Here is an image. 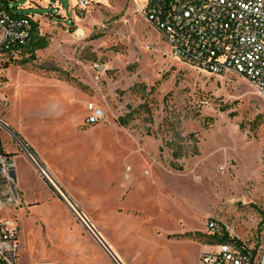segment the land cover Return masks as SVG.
<instances>
[{
    "label": "rangeland",
    "instance_id": "rangeland-1",
    "mask_svg": "<svg viewBox=\"0 0 264 264\" xmlns=\"http://www.w3.org/2000/svg\"><path fill=\"white\" fill-rule=\"evenodd\" d=\"M51 3L70 14L74 0ZM16 6L48 46L0 57V122L63 197L0 127L23 199L2 213L19 264H114L67 204L122 264H199L216 250L197 236L210 222L264 253V99L247 82L179 62L132 0L68 18L47 0ZM91 106L103 119L87 126Z\"/></svg>",
    "mask_w": 264,
    "mask_h": 264
},
{
    "label": "built area",
    "instance_id": "built-area-1",
    "mask_svg": "<svg viewBox=\"0 0 264 264\" xmlns=\"http://www.w3.org/2000/svg\"><path fill=\"white\" fill-rule=\"evenodd\" d=\"M18 1L0 0V57H8L5 49L23 48L31 40L36 19L19 15ZM51 1L47 0L48 7L55 9L58 16L68 18L83 14L99 0H74L70 14ZM132 1L179 62L215 77L234 75L264 99V0ZM9 54V58L18 56L14 51ZM89 109L91 115L86 125L93 126L103 119V114L93 106ZM39 169L40 176L57 190L45 169ZM16 183L15 158L0 136V264H19L20 260L19 225L2 216L3 212L13 213L21 206ZM223 229L215 222L207 226L209 234H220ZM213 248L216 250L201 254L199 264H264V253L242 243Z\"/></svg>",
    "mask_w": 264,
    "mask_h": 264
},
{
    "label": "trees",
    "instance_id": "trees-1",
    "mask_svg": "<svg viewBox=\"0 0 264 264\" xmlns=\"http://www.w3.org/2000/svg\"><path fill=\"white\" fill-rule=\"evenodd\" d=\"M48 46V42L46 38L40 36L38 32V24L37 22H33V32L31 36L30 42L23 48H18V47H9V49H5L4 53L7 54L8 57H6L8 60L11 59L9 58V53L14 51L18 53V56L20 55H29V60H34L35 59V53L39 50H44ZM28 61V60H26ZM119 123L121 125H124L125 120L120 119ZM182 152L177 150L176 148L174 149L173 155L176 160H180L182 157ZM199 237H206L208 240V244L212 246H218V245H224V244H233L234 242H237L238 244H241L239 240L234 238L233 236H230V234L227 233L225 229L222 230L220 234H209L208 236H202L201 234H197Z\"/></svg>",
    "mask_w": 264,
    "mask_h": 264
},
{
    "label": "water",
    "instance_id": "water-1",
    "mask_svg": "<svg viewBox=\"0 0 264 264\" xmlns=\"http://www.w3.org/2000/svg\"><path fill=\"white\" fill-rule=\"evenodd\" d=\"M1 123V122H0ZM5 126L4 124H0ZM6 127V126H5ZM7 128V127H6ZM9 130V128H7ZM8 132H10L14 138L19 139L21 143H19L20 147L22 148V150L24 151V153L26 154V156L30 159V161L32 162L33 166L35 167V169L37 170V172L40 173V169H39V162L38 160H36V158L32 155V153L30 152V150L28 149L27 145L19 138V136L17 134H15L13 131L9 130ZM44 179V177H43ZM55 191L56 193L63 198L60 193L46 180L44 179ZM64 200V199H63ZM67 206L69 207V210H71V212L77 217V219L81 222V224L84 226V228L89 231V233L91 234V236L94 238V240L97 242V244L101 247V249L106 253V255L110 258V260L114 263V264H122L118 258L115 256V254L110 250V248L108 247V245H106V243L99 237V235L93 231H91L89 229V227L87 226V223H84L82 220L79 219L78 214L75 213L72 208L67 204Z\"/></svg>",
    "mask_w": 264,
    "mask_h": 264
},
{
    "label": "crops",
    "instance_id": "crops-1",
    "mask_svg": "<svg viewBox=\"0 0 264 264\" xmlns=\"http://www.w3.org/2000/svg\"><path fill=\"white\" fill-rule=\"evenodd\" d=\"M33 154H34V153H33ZM15 166H16V165H15ZM46 171H47L48 174L52 177V179L54 180V182L57 183L55 177L52 176V173H50V171H49L48 169H47ZM16 178H17V183H18L17 168H16ZM20 201H21V205H23V202H22L23 199H22V198H20ZM19 208H20V207H19Z\"/></svg>",
    "mask_w": 264,
    "mask_h": 264
},
{
    "label": "bare ground",
    "instance_id": "bare-ground-1",
    "mask_svg": "<svg viewBox=\"0 0 264 264\" xmlns=\"http://www.w3.org/2000/svg\"><path fill=\"white\" fill-rule=\"evenodd\" d=\"M78 34H79L80 36L83 35L82 31H79ZM1 127H2L6 132H8V131L10 130V129L8 130V129H7L5 126H3V125H1ZM8 133H9L10 135H12L10 132H8ZM19 137H20V136H19ZM17 140H18L19 143H21L19 139H17ZM22 140H23V139H22ZM25 144H26V143H25ZM49 178H50V177H49ZM105 254H106V253H105ZM115 255H116V254H115Z\"/></svg>",
    "mask_w": 264,
    "mask_h": 264
}]
</instances>
